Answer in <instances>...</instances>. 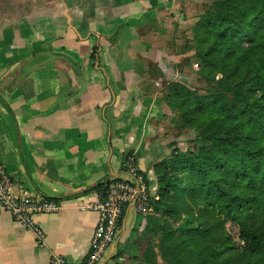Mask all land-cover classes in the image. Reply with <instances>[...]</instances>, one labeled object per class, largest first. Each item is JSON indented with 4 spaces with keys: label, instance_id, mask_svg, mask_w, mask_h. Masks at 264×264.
Here are the masks:
<instances>
[{
    "label": "crops",
    "instance_id": "0c3cea01",
    "mask_svg": "<svg viewBox=\"0 0 264 264\" xmlns=\"http://www.w3.org/2000/svg\"><path fill=\"white\" fill-rule=\"evenodd\" d=\"M189 2L0 0V165L18 185L61 203L36 217L45 246L0 205V264H50L54 253L84 262L99 222L96 187L128 177L127 155L155 197L169 107L150 66L164 75L163 34L188 21L181 9ZM150 213L127 209L99 264H142Z\"/></svg>",
    "mask_w": 264,
    "mask_h": 264
},
{
    "label": "trees",
    "instance_id": "16d2710c",
    "mask_svg": "<svg viewBox=\"0 0 264 264\" xmlns=\"http://www.w3.org/2000/svg\"><path fill=\"white\" fill-rule=\"evenodd\" d=\"M191 32L200 71L220 72L221 92L176 82L163 98L200 130L199 152L175 149L154 165L146 232L162 234L164 264H264V0H216ZM180 214L190 220L169 223Z\"/></svg>",
    "mask_w": 264,
    "mask_h": 264
},
{
    "label": "rangeland",
    "instance_id": "374dc122",
    "mask_svg": "<svg viewBox=\"0 0 264 264\" xmlns=\"http://www.w3.org/2000/svg\"><path fill=\"white\" fill-rule=\"evenodd\" d=\"M189 1L190 4L184 3L181 9V13L184 14L185 19L188 21H186V23H182L181 25L177 21V26L170 28L172 30L171 32H164L163 34V46L165 51H167L168 56H170L166 58V77H164L165 73L162 76L161 72L153 64L150 66L151 71L149 74L151 75L149 76L151 83L156 90L160 91L158 95L161 99L168 96L169 89L176 82L183 84L190 90H194L201 95L221 92V85L219 82L222 80V75L220 72L216 71L212 74L201 73V60L195 47L193 33L191 32V28L199 16L203 15L216 0ZM173 24L175 23H172V25ZM168 112L169 113L165 114L162 120H160L161 129H159L161 138L163 139V142H165L163 149V151L166 152L165 158L170 161L174 160L172 155L173 150L175 149L182 154L187 152H199L197 138L200 136V130L194 127V125L183 121L182 111L179 108L172 110L169 107ZM171 170L173 171L172 168ZM178 173L184 176V186L191 189L193 185H195V181L186 180L187 175L185 173ZM195 213L196 211L194 214ZM189 218L190 217L188 215L186 216L184 214H180L179 217L169 223L178 227L185 221L190 220ZM169 223L168 225H170ZM232 227V230L234 229L235 234L239 237L242 225L234 222ZM145 242V251L140 260L142 261L143 257L142 264H155V261L159 262V260L164 264L163 258L161 257L162 254H160L162 253V234L155 232L148 234ZM164 258L171 260L169 254Z\"/></svg>",
    "mask_w": 264,
    "mask_h": 264
},
{
    "label": "built area",
    "instance_id": "2783aa9c",
    "mask_svg": "<svg viewBox=\"0 0 264 264\" xmlns=\"http://www.w3.org/2000/svg\"><path fill=\"white\" fill-rule=\"evenodd\" d=\"M127 178H112L100 186L99 201L94 205L99 213V222L91 238L90 250L82 263L69 261L62 255L52 254L50 264H99L109 248L115 244L126 210L135 208L140 213L151 210L152 186L139 171L135 157L128 156L123 164ZM0 205L24 230L31 232L39 246H45V232L36 221L38 215L54 214L61 203L43 194L33 193L18 185L0 165Z\"/></svg>",
    "mask_w": 264,
    "mask_h": 264
}]
</instances>
